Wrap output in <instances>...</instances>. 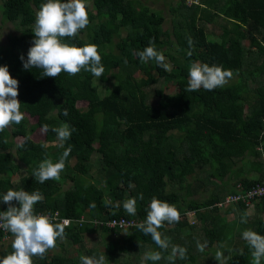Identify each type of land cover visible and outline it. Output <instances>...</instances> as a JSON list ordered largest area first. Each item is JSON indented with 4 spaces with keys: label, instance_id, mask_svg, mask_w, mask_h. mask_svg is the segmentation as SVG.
Wrapping results in <instances>:
<instances>
[{
    "label": "trees",
    "instance_id": "trees-1",
    "mask_svg": "<svg viewBox=\"0 0 264 264\" xmlns=\"http://www.w3.org/2000/svg\"><path fill=\"white\" fill-rule=\"evenodd\" d=\"M45 2L0 0V23L10 22L21 32L0 44V66H7L18 81L20 111L35 118L42 137L32 140L35 129L25 115L20 124L0 132V195L8 189L39 191L43 199L34 205V213L56 210L59 216L84 215L85 220L66 226L64 237L57 238L55 247L62 254L49 256L48 250L43 258L33 256V264H81V256L101 254L108 264H253V249L242 233L252 230L264 236V194L253 197L250 204L241 200L228 204L239 217L221 214L225 204L217 203L237 193L240 184L247 188L264 178V80L253 84L252 78L254 73L264 76V0H178L170 8L176 15L172 30L163 27L160 12L140 0H90L88 25L75 37L61 39L77 47L97 46L104 67L99 78L83 69L74 76L62 71L53 78L43 76L42 69L23 68L20 57L27 60L35 13ZM128 16L134 19L126 22ZM204 24H216L219 33H210L208 39ZM175 32L182 39L181 49L171 46ZM150 41L164 55L167 68L154 60L144 63L136 55ZM190 57L231 70L232 78L212 91H186ZM97 82L105 83L103 95L79 109L77 102L87 100ZM171 85L175 91L165 93L163 87ZM231 103L236 111L229 115ZM64 123L75 131L60 147L51 129ZM45 124L47 132L42 131ZM16 137H21L18 143ZM69 147L59 179L40 183L33 170L45 159L57 162ZM15 155L28 169L17 180L13 178L20 165L13 160ZM112 175L117 182L108 185L105 178ZM215 180L214 189L202 195L208 182ZM152 197L174 205L180 213L179 222L165 221L158 229L162 238H169L166 250L136 227L146 219ZM129 198L137 201L135 215L123 209ZM7 208L0 199V212ZM188 212L193 213L192 223ZM87 217L134 223L106 227L93 225ZM1 236L0 232L3 258L13 251V236L10 232L6 239ZM86 237H91L90 247L85 246ZM64 241L72 249L67 251ZM205 242L204 250H198L197 244ZM176 245L187 249L186 258L177 255L170 262ZM217 251L223 253L221 261L215 259ZM146 252H160L162 258L144 260Z\"/></svg>",
    "mask_w": 264,
    "mask_h": 264
},
{
    "label": "clouds",
    "instance_id": "clouds-1",
    "mask_svg": "<svg viewBox=\"0 0 264 264\" xmlns=\"http://www.w3.org/2000/svg\"><path fill=\"white\" fill-rule=\"evenodd\" d=\"M88 23L85 0H46L35 13V25L32 30L34 39L32 46L28 49L27 60L25 61L23 56L20 57L23 68L26 70L39 68L43 70V76L53 78L62 71L74 76L82 69L97 78L101 77L104 67L96 45L85 44L83 47H77L61 39L75 37ZM188 43L191 48L193 41L190 37ZM136 55L144 63L154 60L157 65L167 68L164 64V55L155 49L151 41L149 46L138 51ZM188 55H191V52ZM232 75L231 70H226L222 66L193 62L188 69L189 79L186 91L194 92L201 88L212 91L226 85ZM17 89L18 81L10 76L7 66H0V132L12 124H20L24 119V114L20 111L21 103L17 99ZM63 115H68L66 109ZM48 130L49 126L43 125L42 131ZM51 131L56 133L59 146L63 147L64 141L70 138L75 129L64 123L60 127H53ZM70 151V147L66 148L55 163L51 159L42 161L38 168L33 170V176L40 183L49 179L58 180ZM139 198L142 200L143 195L141 194ZM0 199L8 205L6 211L0 212V229L10 232L13 236V251L0 258V264H33V256L43 258L49 249L56 246L57 238L64 237L65 228L69 224L68 220L54 222L56 217L34 213V205L43 199L39 191L29 193L22 189H8L6 194L0 195ZM13 201H16L19 206H14ZM136 203L135 198H129L123 202V209L129 215H135ZM91 206L95 207L94 204ZM146 212V219L136 227L144 235H150L159 248L168 249L169 238H162L158 229L163 227L165 221L170 224L179 222V211L174 205L152 197ZM242 222L246 221L242 218ZM242 238L253 249V264H261V258L264 257V236L252 230H245ZM205 246L206 242L197 244L200 251H203ZM186 253L187 249L178 245L172 246L168 260L174 261L177 255L185 259ZM161 258L160 252H146L144 256V260L154 262ZM222 258L223 253L217 251L215 259L221 261ZM80 260L81 264H108L105 254H101L98 258L81 256Z\"/></svg>",
    "mask_w": 264,
    "mask_h": 264
},
{
    "label": "rangeland",
    "instance_id": "rangeland-1",
    "mask_svg": "<svg viewBox=\"0 0 264 264\" xmlns=\"http://www.w3.org/2000/svg\"><path fill=\"white\" fill-rule=\"evenodd\" d=\"M177 1L178 0H140V3L141 4H147L151 9L160 12L164 16V21H163V24H162L163 27L167 28L169 30H172L171 29L172 28V18L174 17L176 19V15L174 16V14L170 12V8L174 7ZM194 1H196V0H194ZM85 3H86V5L89 6L90 5V0H85ZM133 19H134V16H128V17L124 18V20L126 22H130ZM204 26H205V29H206L207 34H208V36H207L208 39H211V37H212L210 33H214V32L217 33V34L219 33V30L216 27V24H212V25L211 24H204ZM19 33H21V32L16 30L14 28V26L12 25V23H10V22L0 23V44L4 45L7 42V36L8 35L19 34ZM170 39L172 41V45H171L172 47L178 48V49L182 48V39H181V37L179 36V34L177 32L172 33ZM243 43L246 44L247 41L244 40ZM31 46H28L26 48V51H28V49ZM193 62H195V61L190 57L189 62L187 63V68L188 69H189L190 64L193 63ZM136 74H138V73H136ZM252 75H253V77H252L253 78V84H256L258 81L264 80V76L262 77L261 75H258L257 73H254ZM247 77L249 78L250 75L248 74ZM110 80H111V78H109V81ZM104 88H105V83L97 82L95 91L94 92H90L89 97H88L87 100L78 101L77 102V107L79 109H81V110H84L86 108L87 101L96 100V99L100 98L103 95ZM163 91L165 93H167V94H171V93H173L175 91V87L173 85L167 86V87L165 86V87H163ZM227 111H228L229 115H232L236 111V107L232 103L228 104L227 105ZM25 116H26V118L28 120V124H29L30 128L34 130L37 127V123H36L35 118L34 117H30L28 115H25ZM30 137L32 138L33 141H42V137H41V135L38 134L37 129H35L31 133ZM20 140H21V137H16L14 139V142L18 143ZM46 144H47V142H45V145ZM91 158H92V160H94L93 155L91 156ZM13 160L20 165L19 171L14 175L15 177L13 178V180H17L21 175H24V174L28 173V169L26 168L24 159H22V157H18V156L15 155L13 157ZM93 171L94 170L92 169L91 173ZM93 175H94V173H93ZM105 179H106V183L108 185H113V184H115L117 182L116 175H112L111 177L105 178ZM214 182H216V180L212 181L211 183L208 182V185H206V190L205 191L203 190L200 193L202 195H206L207 193H209L210 190L214 189V185H213ZM226 188L228 189L229 187L226 186ZM233 208H234V206L225 204V205H222V208L219 209L220 210L219 212L221 214L224 213V215H226L227 217H233V216L239 217L238 211L235 208L234 209ZM250 211H251V206L248 205V207H247L248 215L251 214ZM262 217L264 218V213L262 214ZM187 220H188L189 223L194 221L193 216L191 215V213H187ZM90 238L91 237H86L85 240H84L86 247H90V245H92L91 242H90ZM64 247H65V249L67 251L72 249V247L69 246V243H67L65 241H64ZM57 251H59L61 254L63 252L61 248L54 247L52 249H49L48 255L50 256L51 254H53V253H55ZM110 264H115V262H111Z\"/></svg>",
    "mask_w": 264,
    "mask_h": 264
},
{
    "label": "built area",
    "instance_id": "built-area-1",
    "mask_svg": "<svg viewBox=\"0 0 264 264\" xmlns=\"http://www.w3.org/2000/svg\"><path fill=\"white\" fill-rule=\"evenodd\" d=\"M192 0H185L186 3H190ZM193 2H195L193 0ZM238 191L235 194H229L226 195L223 199V201L221 203H217L218 206L222 205V204H231L234 203L238 200L243 201L245 204H250V200L255 197V196H261L264 194V178L261 181V183H256L252 186H249L247 188H244V186L242 184H240L237 187ZM191 213V215L193 216L192 212H188ZM36 214H43V215H48L51 217H56V221L61 222L63 220H68L69 224L67 226L70 225H80L81 222H83L85 220V216L84 215H80L77 218H67V217H63V216H59L58 212L56 210L50 211V212H38ZM90 222L95 225V224H101L104 225L106 227H112L114 225H120V226H128V225H133V221L131 220H126L123 218H119V219H109V220H104L102 221H98L93 217H87ZM194 222V221H192ZM191 222V223H192ZM0 232L2 234L1 239H6L8 237V232L4 231L3 229H0Z\"/></svg>",
    "mask_w": 264,
    "mask_h": 264
}]
</instances>
